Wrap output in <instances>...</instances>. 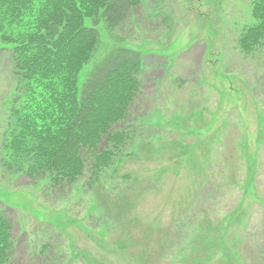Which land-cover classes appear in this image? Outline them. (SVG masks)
Masks as SVG:
<instances>
[{"label":"rangeland","instance_id":"obj_1","mask_svg":"<svg viewBox=\"0 0 264 264\" xmlns=\"http://www.w3.org/2000/svg\"><path fill=\"white\" fill-rule=\"evenodd\" d=\"M258 6L138 0L114 29L95 25L79 87L109 50L142 61L140 88L114 126L124 143L92 186L88 169L57 185L14 161L18 113L37 95L0 36V211L14 243L6 264H264V39L241 45Z\"/></svg>","mask_w":264,"mask_h":264},{"label":"trees","instance_id":"obj_2","mask_svg":"<svg viewBox=\"0 0 264 264\" xmlns=\"http://www.w3.org/2000/svg\"><path fill=\"white\" fill-rule=\"evenodd\" d=\"M137 2L0 0V36L14 45L18 69L37 95L19 111L18 134L10 141L24 172L47 175L60 185L74 183L88 169L92 186L98 172L113 163L125 138L114 126L125 120L140 88L141 56L122 47L109 50L81 87L78 73L97 50L95 25L102 20L114 29ZM256 2L257 22L241 37L243 49L264 39V1ZM11 231L10 219L0 211V264L13 251Z\"/></svg>","mask_w":264,"mask_h":264},{"label":"water","instance_id":"obj_3","mask_svg":"<svg viewBox=\"0 0 264 264\" xmlns=\"http://www.w3.org/2000/svg\"><path fill=\"white\" fill-rule=\"evenodd\" d=\"M262 1H264V0H262Z\"/></svg>","mask_w":264,"mask_h":264}]
</instances>
